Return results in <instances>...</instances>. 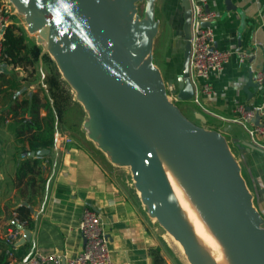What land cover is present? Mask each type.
Returning a JSON list of instances; mask_svg holds the SVG:
<instances>
[{"label":"water","instance_id":"95a60500","mask_svg":"<svg viewBox=\"0 0 264 264\" xmlns=\"http://www.w3.org/2000/svg\"><path fill=\"white\" fill-rule=\"evenodd\" d=\"M7 1L24 20L25 33L42 47L41 78L44 57L50 56L86 114L82 129L88 140L112 165L128 170L148 216L182 246L188 263L218 264L195 243L163 161L181 180L231 263L264 264V214L237 155V150H245L264 156V150L231 140L227 131L205 128L208 119L199 111L193 116L204 126L195 124L173 101L155 63L163 24L159 0ZM180 2L184 53L177 88L179 101L189 103L194 95L192 11L189 0ZM225 4L228 10L236 9L231 0ZM263 86L252 74L246 91L258 92ZM260 120L258 113L255 124ZM49 154L42 150L29 156ZM24 206L36 214L27 202ZM29 241L31 232L26 230L23 243Z\"/></svg>","mask_w":264,"mask_h":264},{"label":"crops","instance_id":"0c3cea01","mask_svg":"<svg viewBox=\"0 0 264 264\" xmlns=\"http://www.w3.org/2000/svg\"><path fill=\"white\" fill-rule=\"evenodd\" d=\"M173 2L177 12L170 17L172 26L179 29L183 38V9L180 0ZM231 2L235 10H228L225 0H208L209 11L216 15L210 26L217 46L233 55L222 72L211 75V93L204 97L205 107L224 120L205 116L212 129L227 131L231 140L250 143L245 128L229 121L238 116L240 107L264 112V86L258 92L253 88L249 93L246 91L250 76L264 72V0ZM242 54L247 56L245 60ZM28 90L31 91L29 86ZM72 102L79 106L76 100ZM51 104L55 106L52 98ZM191 104L195 111L203 113ZM80 110L84 112L82 107ZM46 113L42 111L41 115L44 117ZM55 113V145L51 154L43 157L21 154L19 149L22 146L28 149V142L20 144L8 127L10 122L0 120V264L6 263L8 250L13 252L14 264H24L35 251L77 255L85 244L80 223L86 208L101 217L114 264H188L179 248L170 245L162 229L148 216L128 170L112 165L82 128L79 132L71 129L66 126L67 119L60 112ZM237 155L251 189L260 191L264 186V156L245 150H237ZM24 157L42 161L43 184L31 189L17 185V169ZM262 200L264 207L263 197ZM26 202L36 214L24 206ZM21 217L30 220L27 227L21 226ZM14 230H21V235L11 245L8 237ZM26 230L31 232V241L23 243Z\"/></svg>","mask_w":264,"mask_h":264},{"label":"built area","instance_id":"2783aa9c","mask_svg":"<svg viewBox=\"0 0 264 264\" xmlns=\"http://www.w3.org/2000/svg\"><path fill=\"white\" fill-rule=\"evenodd\" d=\"M192 11L191 26V59L190 75L194 88L192 103L199 107L204 115L219 118L216 114L209 111L204 105V97L211 93L209 79L213 73L222 72L229 63L233 53L222 51L217 46L216 38L211 24L216 15L207 10L208 0H189ZM10 4L0 2V58L5 50V33L11 25L10 11L7 6ZM247 56L241 55L245 60ZM256 82L262 84L264 81V72L259 71L255 75ZM168 90L174 102L179 103L178 88L168 85ZM260 116V124H255L257 114ZM238 116L229 122L242 125L250 137V143L264 150V112L248 110L246 107H240L237 110ZM22 227H27L28 223H21ZM80 230L84 239V247L80 253L71 256L69 254L51 253L44 254L35 251L28 256L24 264H114L111 256L108 238L103 230L101 217L96 211L86 208L80 223ZM21 235V230H14L10 235L8 242H13ZM7 260L5 264H14V255L11 250L6 253Z\"/></svg>","mask_w":264,"mask_h":264},{"label":"trees","instance_id":"16d2710c","mask_svg":"<svg viewBox=\"0 0 264 264\" xmlns=\"http://www.w3.org/2000/svg\"><path fill=\"white\" fill-rule=\"evenodd\" d=\"M4 45V55L0 58L2 64L0 120L3 123L12 122L10 128L20 144L28 142V149L25 146L19 149L21 154L27 156L32 152L52 150L57 132L56 111L51 104L50 93L47 94L44 89L38 92L28 90L27 84H30V78L34 77L37 72L36 63L30 53L27 36L16 23H12L7 28ZM8 68L22 69L29 73L28 77L19 79L10 74ZM42 111L47 112L46 116L41 115ZM44 158L47 159V157ZM41 165L42 161L24 157L17 169V185L31 189L43 184L45 170ZM27 215H29L28 212ZM22 220V222H30L25 217Z\"/></svg>","mask_w":264,"mask_h":264},{"label":"rangeland","instance_id":"374dc122","mask_svg":"<svg viewBox=\"0 0 264 264\" xmlns=\"http://www.w3.org/2000/svg\"><path fill=\"white\" fill-rule=\"evenodd\" d=\"M1 1L5 4L8 3L7 0H1ZM173 1L175 0H159L160 8H159L158 14L160 18L163 17L164 22L161 27V34L156 41L155 63L162 70V73L165 77L167 84L170 85L171 87L172 86L177 87V78L181 74V68H182V62H183L184 42H183V38L181 37L182 36L181 32L178 33L179 29L176 30L175 28L174 30V27L172 26L173 24H172L170 17L173 16L175 12H177L176 10L177 7L175 6L176 2H173ZM7 6L9 7V5ZM163 7H164V10H163ZM9 11L11 13L10 15L11 24L16 23L19 27L22 28L24 32H26L25 31L26 24L24 20L17 14L15 9L12 8L11 6L9 7ZM163 13L165 15H163ZM174 20H175V17H174ZM181 25H180V28H181ZM26 36H27V44L29 46L30 53L32 54L34 59H36L37 69H38V72H36V75L30 78V84H27V86H29L32 92H38L40 91L41 87L45 85L47 89H49L50 96L55 103V106H54L55 110L60 112V114L64 116L65 119H67V120H64L67 123L66 126L69 125L68 127H72L71 129L74 128L75 130H77V132H79V130L83 128V123H84L83 117H86V116H85V113L81 112L80 110L81 105L78 104L79 106H77L73 104L72 102L76 100L75 92L64 81L58 68L56 67L55 63L50 58V56L44 57L43 72H44L45 78L44 80L41 78L40 67H39V55L41 54L42 47L36 44L35 37L30 36L29 34H26ZM1 68H2V64L0 62V70ZM8 72H10V74H12L13 76L15 77L18 76L20 78H22V76L28 77V74H29L28 72H24L21 70L17 71L16 69H13V68H9ZM178 105L189 120H191L197 125L204 126L200 122L195 120L193 116V111H195V108L194 106H192L191 102L183 103L179 101ZM0 111H2L1 108H0ZM11 123L12 122L7 123L8 127H10ZM204 127L207 129H212L208 125H205ZM243 173H244V176L246 177L245 170ZM253 193L255 194L256 206L264 214V207L262 205L263 204L262 197L264 199V186H261L260 191L258 192L253 191ZM162 231H163L162 233H164L165 238L170 242V245L174 249L176 248L178 250L179 247L174 242L175 239L173 240V238L168 233H166L163 229ZM178 251L185 259L184 254L180 250Z\"/></svg>","mask_w":264,"mask_h":264},{"label":"bare ground","instance_id":"6f19581e","mask_svg":"<svg viewBox=\"0 0 264 264\" xmlns=\"http://www.w3.org/2000/svg\"><path fill=\"white\" fill-rule=\"evenodd\" d=\"M163 166L167 180L173 191L178 210L193 235L195 243L200 246L204 253H208L218 264H232L222 242L199 211L181 180L174 173L173 169L164 161ZM174 242L183 253L182 246L177 241L174 240Z\"/></svg>","mask_w":264,"mask_h":264}]
</instances>
